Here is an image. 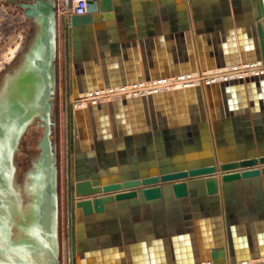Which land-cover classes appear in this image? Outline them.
Masks as SVG:
<instances>
[{"label":"water","instance_id":"water-1","mask_svg":"<svg viewBox=\"0 0 264 264\" xmlns=\"http://www.w3.org/2000/svg\"><path fill=\"white\" fill-rule=\"evenodd\" d=\"M16 1L40 25L33 38L29 64L40 79L32 104L40 111L43 133L37 142L38 162L29 172L33 196L27 221H18L21 229L13 233L10 225L16 199L15 190L9 186V161L19 133L18 121L32 109L21 113L18 108L9 107L14 111L13 117L8 116L6 108L0 116V264H59L57 170L50 138L51 96L58 58L56 2ZM164 1L159 2L162 10ZM177 1L178 14L171 15L169 25L163 12L162 26L154 13L153 21H130L128 24L139 28L128 36L119 31L120 10L127 15L132 6L137 12L142 4L153 8L154 0H86L85 11L63 13L66 98L69 93L77 98L82 91L238 64L236 59L226 58L230 53L226 39L220 51L215 45L209 50L214 60H203L208 49V45H202L203 38L230 35L232 24L225 21L220 27L211 18H206L205 25L196 20L190 24L184 0ZM188 1L193 7L200 0ZM244 1L247 19L236 21L235 27L251 30L247 39H252L254 60L264 65V0ZM213 15L217 16L214 12ZM92 28L99 43L98 53L94 50ZM136 42L141 62L136 55ZM259 76L261 82L256 79L257 86L264 80L263 72ZM251 77L254 76L225 77L145 94H121L74 108L66 99L65 264H136L137 258L141 264H200L205 258L212 264H245L247 259L264 257V208L259 209V215L248 219L242 215L235 221L229 206L232 185L251 183L256 201H264V128H254L253 144L241 139L247 135H242L241 130L250 134L249 128L214 126L212 141L205 110L207 107L211 118H218L264 108V86L251 89ZM33 87L37 89L38 82ZM135 119L139 120L137 124ZM195 121H200L199 125ZM137 131L144 137L140 141ZM220 138H225V143ZM220 198L222 210L218 205ZM198 200H209L214 208L201 213L196 208L189 209L188 201ZM126 201L133 206L139 202L144 210L149 206L159 208L156 230L150 229L151 215L144 214L148 226L140 238L121 240L116 216ZM105 202L113 219L112 244L82 247L78 240L83 218L94 213L99 216ZM163 203L183 205L185 226L175 229L170 225L166 229L162 223ZM202 245L206 255L201 253Z\"/></svg>","mask_w":264,"mask_h":264},{"label":"crops","instance_id":"crops-1","mask_svg":"<svg viewBox=\"0 0 264 264\" xmlns=\"http://www.w3.org/2000/svg\"><path fill=\"white\" fill-rule=\"evenodd\" d=\"M160 0H154V7H147L142 4V7L138 12L133 9V6L130 8V11L127 12V15L124 14L123 10H120V33L124 34V36L130 35L131 32L136 33L137 29L139 28L136 24L131 25L128 24L130 21L136 22L137 19H144V20H151L153 21V14L156 13L159 16V23L163 22L162 14H165V20L167 25L170 24L172 16L177 15V7H178V1L177 0H166L164 1V10L161 9ZM184 5L186 9V13L188 15L189 23L192 24L193 20H196L198 22H201L203 25H205L206 18L213 19V22L215 25H220L222 27V24L225 21H229V23L232 24V32L228 33V35L220 36L218 34H214L213 37L206 36L203 38V46H207L208 49L205 51L206 54H204V61L214 60L215 56L209 54V50L213 49V45H215L216 50L220 51L221 47L224 44V39L228 42V49H230L229 56L227 55L226 58L230 59H236V61H239V64L242 63L240 61H243V63H258V61L255 59V52H254V45L251 39V42H248V31L251 33V30L246 28L244 26H238V29L235 27L236 21H245L247 19V12L248 10L245 9V1L244 0H200L196 5L192 7L189 4L188 0H184ZM69 9L67 7L64 8H57L56 14H57V55L60 57V73L59 78L63 80V86H64V67H63V26H62V14L63 13H69ZM163 12V13H162ZM216 13L217 16H212V14ZM138 14V15H137ZM194 14V16H193ZM172 15V16H171ZM211 15V16H210ZM215 20V21H214ZM126 23V24H125ZM92 34L94 37V50L98 53V45L99 43L96 40L95 31L94 28H92ZM209 38H213L211 41L207 42ZM184 43V42H181ZM31 43L28 45L27 50H29ZM191 45L192 42H191ZM210 46V47H209ZM130 47V46H128ZM136 49V55L138 57L139 62L140 61V53H139V43L136 42L135 44ZM182 50H185L184 45L181 47ZM25 51V52H26ZM24 52V54H25ZM130 54V53H129ZM132 53L130 54V60L132 59ZM220 54H218V57ZM199 58V57H198ZM262 69V70H261ZM258 71H254L252 73H249V71H238L235 72L233 75H226L223 76L224 78H229L232 76V78H244L246 76L249 77V75H252L254 77L250 78V86L251 89H258L262 85L264 86V80L263 84H260V86H257L256 79H259L261 82V77L259 76L260 72H263V79H264V70L263 68L258 67ZM57 66H56V72L55 77L57 73ZM241 73V74H240ZM234 76V77H233ZM173 77V76H168ZM165 77V78H168ZM164 79V78H163ZM159 89V88H158ZM156 89L148 90L145 93L149 91H153ZM98 91V90H97ZM95 91V92H97ZM129 91H124L122 94L126 95ZM132 93V94H131ZM143 93L142 91L139 92H129L128 95H134V94H140ZM107 100V99H106ZM95 101V100H94ZM83 104V103H82ZM141 108H138V110ZM207 118L206 122L208 124V127L210 129L211 139L213 141L214 138H212V127L214 126H221V127H232L233 125H236L243 128H249L250 134L247 131L241 130L242 135L247 134L246 138H241L244 143H253L256 144V134H255V127H261L264 128V108H261L258 111H251L249 109L241 110L240 112L233 113L229 116L224 117H218V118H211L208 116L207 107H205ZM229 120L228 122L225 120ZM201 121V120H200ZM200 121H195L194 124L199 125ZM139 120L135 119V124H137ZM137 126V125H136ZM250 137V138H247ZM136 138H138V141H140L141 137L139 132H136ZM168 138H170L168 136ZM223 143H225V138H220ZM218 184L220 186V173H216ZM253 186L252 184L248 183V185L240 187H234L232 185L231 187V195H230V201L229 206L231 208V212L233 214V220L239 221L242 215L246 216L248 219L250 215H259V209L264 208V201L261 204L260 202L256 201L255 194H254ZM220 194V192H219ZM129 205H122L120 207L118 213H117V224L119 226V237L121 240L125 239H132V238H140V236L143 234L144 230L147 228V220L144 218V214L151 215L150 217V229L155 231L157 228V223H159V220L156 218L159 217L160 209L149 206L148 209L144 210L142 205L138 202L135 206L130 205V202L126 201ZM163 222L166 226V229L170 228V225L173 226V228H181V226L184 225V218L182 217V204H168L166 205L163 203ZM222 210L223 203L220 198V202L218 204ZM107 202L104 203V210L99 216H96V214H92L89 218H83L82 220V236L78 240L82 247L88 248L92 245L100 246L102 244H112L113 242V233L111 232L112 229V223L113 219L111 217V214L108 212L107 209ZM214 204L209 200H198L194 203L188 201V207L189 209L196 208L198 212H211ZM180 216V218L178 217ZM61 217H62V233H63V240L64 243H67V222H66V201L64 199L62 205H61ZM155 217V218H154ZM258 218V217H257ZM182 224V225H181ZM149 228V227H148ZM123 244V242H122ZM108 245V246H110ZM254 246H251V249ZM249 248V247H248ZM262 250H264V245L261 246ZM249 250V249H248ZM113 262V261H112ZM141 259L137 258L136 264H141ZM243 262V261H242ZM125 264H128L127 261L124 262ZM206 263V262H205ZM202 263V264H205ZM120 264V263H118ZM221 264V263H220Z\"/></svg>","mask_w":264,"mask_h":264},{"label":"rangeland","instance_id":"rangeland-1","mask_svg":"<svg viewBox=\"0 0 264 264\" xmlns=\"http://www.w3.org/2000/svg\"><path fill=\"white\" fill-rule=\"evenodd\" d=\"M55 2L57 9L58 1L55 0ZM39 27L38 21L32 16L26 15L23 7L16 0H0V108L2 110L9 107L18 108L21 113L27 109L33 110V114L27 119L11 148L9 186L12 191L15 190L14 199H16L15 213L12 215L10 225V230L13 233L21 229L18 227V221L25 223L29 214L28 206L33 196L29 188L32 183L29 172L38 162L39 146L37 142L43 133V125L39 124L38 107L36 104H32L35 94L24 91L22 95H19L20 97H17L14 95L17 89L12 87L17 85L15 81L21 79L20 66L22 60L25 59L24 52ZM56 66L58 71L54 92L51 96L50 113L53 123L51 124L50 138L55 147L54 157L57 170L59 264H65L67 243L65 244L63 240L61 217V205L64 199L66 201L65 90L63 80L59 78V74H61L60 57L56 60ZM8 81L11 82L9 85ZM7 86L11 87L13 95L9 88H6ZM4 110L0 111V115Z\"/></svg>","mask_w":264,"mask_h":264},{"label":"bare ground","instance_id":"bare-ground-1","mask_svg":"<svg viewBox=\"0 0 264 264\" xmlns=\"http://www.w3.org/2000/svg\"><path fill=\"white\" fill-rule=\"evenodd\" d=\"M34 40H32V45L30 46L29 50L25 52L24 56H25V60L23 64H21V79L17 80V82L15 81V83H17L16 86L15 83L13 84L14 89H17V92L14 93V95L17 97L24 91H26V93L29 92V94H33V92H35V90H38L39 88V82L40 79L37 78V76H35L34 73V69L31 67V65L29 64V58L31 57V52L33 51L32 47H34ZM244 63H238V64H231V65H224L222 67H224L225 69H228V67L235 65V67H239L238 69L235 70H229V72L226 75H230L229 73L231 72L232 74H234L235 72L238 71H243V73L245 71H249V73H252L254 71H258V67L260 68H264V65H261L259 62L258 63H248L246 66L245 65H241ZM222 67L216 68V69H208V70H194V71H190L188 73L185 74H172V75H167L165 77L168 76H173V77H161V78H156V79H148V80H142V81H137V82H129L120 86H116V87H102L99 88L95 91H82L78 93V97L74 98L71 93H69L68 98H66V96L64 97L65 103H64V111H66V101L68 100L69 103L71 104V106L74 108L76 106H83L86 104V102L90 101H96V100H106L109 99L113 96H119L122 94V92H139L142 91L143 93L140 94H145L146 91L148 90H152V89H156L153 91H157V90H161V89H167V88H174L177 86H182V85H188V84H192L195 82H199V81H204V80H211V79H219V78H224V72L222 71ZM262 70V69H261ZM264 70V69H263ZM236 74V73H235ZM241 74V73H240ZM234 77V76H233ZM164 78V79H163ZM229 78H232L229 77ZM38 82V87L37 89H35L33 87L34 82ZM11 82L8 81V85ZM23 85H26L25 87ZM23 86V87H21ZM7 89L9 88L8 86L6 87ZM34 88V91H33ZM159 88V89H158ZM23 89V90H22ZM25 89V90H24ZM10 93L13 95L11 87L9 88ZM129 92L125 95V96H129ZM150 92V91H149ZM65 94V91H64ZM132 94V93H131ZM136 95V94H134ZM20 97V96H19ZM67 99V100H66ZM67 101V102H68ZM83 103V104H82ZM5 109V108H4ZM3 109V110H4ZM0 111H2V108H0ZM14 112V111H13ZM13 112H11L10 110H8V116L13 117ZM32 111H29L26 115L25 118H22L18 121V128H16V132H20V130L22 129V127L24 126V124L26 123L27 119L33 114ZM66 115V112H65ZM2 116V115H0ZM65 122H66V117H65ZM14 144V142H13ZM11 146V145H10ZM225 245V244H224ZM226 247V245H225ZM201 253L203 255H206V252L204 250V246L202 245L201 247ZM187 262V261H185ZM206 262V263H205ZM251 262H256L254 264H258L259 263H264V257H259V258H250L247 259L245 264H250ZM205 263V264H212L210 259H203L202 261H200V264ZM242 263V261H241ZM164 264V263H163ZM213 264H220V263H213ZM222 264V263H221Z\"/></svg>","mask_w":264,"mask_h":264},{"label":"built area","instance_id":"built-area-1","mask_svg":"<svg viewBox=\"0 0 264 264\" xmlns=\"http://www.w3.org/2000/svg\"><path fill=\"white\" fill-rule=\"evenodd\" d=\"M58 1V8H64L67 7L70 12L73 13H81L85 11V5H86V0H57ZM248 63H244L241 65H247ZM239 67H235V65H232L228 67V69H225L222 67V71L224 72V76L229 72V70H235L238 69ZM230 75H233L231 72L229 73Z\"/></svg>","mask_w":264,"mask_h":264},{"label":"flooded vegetation","instance_id":"flooded-vegetation-1","mask_svg":"<svg viewBox=\"0 0 264 264\" xmlns=\"http://www.w3.org/2000/svg\"><path fill=\"white\" fill-rule=\"evenodd\" d=\"M39 112H40V111H39ZM39 112H38V113H39ZM50 115H51V119L53 120V118H52V114H51V113H50ZM38 118H39V116H38ZM40 122H42V119L39 118V124H40ZM40 125H41V124H40ZM50 126H51V124H50Z\"/></svg>","mask_w":264,"mask_h":264}]
</instances>
